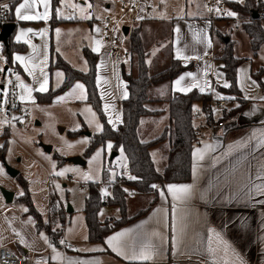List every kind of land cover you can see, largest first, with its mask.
<instances>
[{
	"label": "crops",
	"instance_id": "0c3cea01",
	"mask_svg": "<svg viewBox=\"0 0 264 264\" xmlns=\"http://www.w3.org/2000/svg\"><path fill=\"white\" fill-rule=\"evenodd\" d=\"M2 1L5 0H0V2ZM148 1L153 8V0ZM230 1L232 0H229V2ZM22 2L23 0H11L10 2V23H14L16 25V29L11 36L12 41L17 43L15 37L21 30L28 31L29 29H31L33 33H39L45 30H47L48 32V35L45 37L32 35L31 33H29V36L27 38L31 41V44L35 45L38 49L36 53L33 52L32 47L24 44L23 41L18 43L26 45L25 51L16 52L13 55V63L19 69V75L22 76L24 80H26V82L24 80L23 82L32 87L34 92L35 89L39 86L37 80H34L33 77L29 76L28 73L24 70L23 65L16 61L15 57L17 55L33 57L34 60H36V57L39 55V53H41L42 59L47 56L48 63L43 66L44 71L47 73L50 68L52 60L51 54L53 50L74 68V64H72L66 56H62L60 53H84L85 49H89L98 56L96 84L103 101V105L108 104L111 106L110 110L108 111V115L113 117V120H115L117 116H119L121 117L123 122V101L126 99L122 98L121 93L123 89L122 87L118 88L117 84L118 82L126 84L123 78V67L126 73L131 72V57L129 62L130 66H128L123 60V56L120 52L110 54L108 45L105 41V46L101 48L100 52H94L92 50L95 47L94 41L96 39L102 40L97 35L94 36V27L92 23L94 20H91L90 29H88L87 31L81 25L83 20L77 19L76 17L74 19H63L60 15L61 8L59 6L56 20H59L61 22L54 23L52 0L49 6L50 18L47 22L42 20L21 21L16 19L14 11L15 7H17L19 3ZM139 10H141L140 17H142V19L139 16H134L135 14H138L137 12ZM35 11L43 13V5H38ZM153 13L154 9L151 14H147L143 8H139L138 10L131 12L124 17L126 21H129L133 24L134 28L140 29V37L144 49L147 53H150V47L147 46V42L143 36V26H145L147 29L150 28L152 30H156L161 27V24H163V29L169 30L171 33V43L169 51L170 55L168 56L167 61L159 63L161 61L158 60V63L154 64V67H152L151 63L149 64L147 60L149 74L156 75L161 73L162 71L168 69L172 65L173 61H179L184 66H189L192 64V69L181 73L176 79H178L182 75L187 76L188 73H192L196 76L198 67H201L207 74H209L211 78V81L209 80L210 87H206L204 92H201L198 87L193 88L191 91L197 90L203 94H211L214 98H217L218 93L221 97H224L223 93L215 90V85L219 84L221 85V87H223L224 82L227 81L225 73L222 70L223 64L220 61H217V59H215L214 61H206L204 60V58H207L206 56H202V60L204 63H201V61H198V59L195 58L197 57L196 54L204 55L205 53H210V51L212 53L213 50H215L216 52V48L212 38V25L206 19V17L203 18L204 21H200L201 19L196 17L193 18V21L191 22L185 21L186 18L184 20L179 19L161 21L158 19H154V17H152ZM176 27H179L181 30L179 33V44L175 42L177 34L174 30ZM57 29H59L61 32V36L59 37V39H57L55 34ZM194 32L201 33L200 42H197V40L194 39ZM205 37L212 40L211 48L207 47V39H205ZM129 42L130 41H128V43ZM125 46L127 47V45ZM177 48H180L184 55L192 56L194 58L191 60L176 59ZM217 55L218 53H216V56ZM257 57L258 54L255 57L253 56L254 59H257ZM253 58H244L246 60L245 62H248V64L251 65L250 70L247 71L246 69L245 73L241 72V67L238 70V86L241 91L242 98L248 101V103L242 109L237 118L225 121V126L222 129H219L213 137L208 138L207 136H205L202 138L201 143L195 147L203 148L204 144L207 143L213 146L212 150H210L208 154H206L205 159L200 162H197L192 155L191 179L187 182L174 183L177 185L188 184L194 186L193 194L187 204L183 206L177 205L178 208L183 207L187 210L186 237L182 242L181 251L179 253L177 252L173 244L175 238V232L173 229V225L175 222L173 215V204H175L176 202L172 200L171 195L166 191L168 184L164 188L167 199L161 198V196L159 195L157 203L151 211H149L141 218L128 224L127 226L111 233L105 239V241L101 243H95L89 240L88 226L83 211L82 215H77L75 210L71 208L66 209V206L60 203L65 211V221L68 220L67 228H63L62 231L66 237L67 242L74 245V249L72 251H63L62 249L57 247L56 243L51 241V238L49 237L47 232H39L34 220L30 216L24 215L25 212L23 211V208L21 209V207H11L10 205L17 202L16 200L21 195H19L20 192L18 190H8L11 192L13 191L12 193L14 194V196L10 203H7L6 200L4 201V198L0 199V247H7L11 249L26 264H37L38 261L42 262V264H67V259L88 261L89 264L140 263L129 261L124 257L117 256L115 252L107 247V244L105 242L112 235L129 229H137V232L141 234L143 232L159 230V216L157 215V209L163 208L167 212L166 225L163 228V231L167 237V245L165 246L163 258H157L156 264H241V261H243V264H264V204L259 203V201L264 200V196L256 195L251 199H242L241 196L243 194L241 193L238 195V185L236 183L225 182V176L229 174V170H232V175L237 174L235 165L237 154H234L233 156L228 158H224L223 156V153L227 152L229 146H233L239 144L241 141L248 140L253 133H256L257 136H259L261 133H264V100L261 99V97H264V89L260 87L258 82L252 76V73L258 72L259 70L264 68V58L262 63L257 64V68L254 65L255 60ZM102 61L104 65L103 67H101ZM197 61L198 63L195 64ZM85 64L86 63H84V65ZM87 67L88 65H86V68ZM80 69L84 70L83 68ZM38 73L39 72H36V76L39 79L38 75L40 74ZM217 73H220L222 75L218 77ZM51 74L52 73H49L52 79ZM213 75H216L218 83L213 78ZM206 78L207 77L199 81H207ZM51 79L48 90L52 89ZM176 79H174L171 84L168 85V88H170L171 90L170 95H173L175 93H189L176 92L174 90V82ZM252 81H256V84H252ZM192 82L193 81L191 80V78H188L184 83L188 84ZM18 91L20 95L22 90H19V87ZM36 93L37 92H35L34 95L32 94L34 100H37ZM20 102L22 105H24L27 104L28 101L20 100ZM152 105H155L157 108L154 110H160L162 111V114L155 117H145L141 120V122L143 123H140V126L138 128V136L141 142H149L153 139L158 138L162 135L165 128L169 125L170 118L167 103ZM237 105V102L230 101L228 107L230 109ZM158 106L163 107L158 108ZM162 116H167V118L166 120H164V122L161 123L160 126L158 125L157 127L153 128V126L148 125V122L152 120L157 121ZM122 122H118L116 127H113L112 124L111 126L116 129L120 124H122ZM2 133L3 130L1 127L0 134ZM1 137H4L3 134L1 135ZM6 142L8 143V141ZM256 142L257 141L253 139L250 146L255 145ZM156 148H160V151L162 152V168L160 166L158 167V163H156L153 159L152 149ZM152 149L150 150V153L155 168L157 172L162 173L167 165L170 144L168 141H165L164 143H161L159 146ZM244 154H247V150H245ZM261 154L264 153H254V155L257 156ZM215 157H220V159L216 160ZM164 161H166L165 164ZM23 177L28 182L27 177ZM257 183H260V181H257ZM0 196L3 195L1 194ZM132 199L134 198H131V200ZM102 211L104 210H101V212ZM119 217L120 210L119 216L111 214L108 217L103 218L99 214V219L102 222L107 219H117ZM49 219L50 213L48 214V219H44L45 223L49 222ZM140 225H144V228L141 229ZM213 228L216 229L218 233H220L223 241L227 242V244L231 246V249L227 250V252L225 249V244L221 243L219 240L212 236L211 229ZM17 232L20 233V236L24 237L26 244L21 243L20 236L16 235ZM54 232L58 233L61 232V230L57 231L55 229ZM45 235L48 236L49 243H51L56 248V250L62 254L64 259H52L55 253L52 251V248L48 246V243H45V241L43 240L42 237ZM134 235L136 234L134 233ZM85 237H87V239H85ZM210 238L211 246L216 249L215 255L207 251ZM92 248H104L105 250L96 252L76 251V249ZM232 250H234L235 255H233ZM149 264H151V262H149Z\"/></svg>",
	"mask_w": 264,
	"mask_h": 264
},
{
	"label": "rangeland",
	"instance_id": "374dc122",
	"mask_svg": "<svg viewBox=\"0 0 264 264\" xmlns=\"http://www.w3.org/2000/svg\"><path fill=\"white\" fill-rule=\"evenodd\" d=\"M119 1L120 0H61L60 12L63 13L64 16L72 15L73 17L80 19L79 8H85L87 10L86 14H89L92 18L83 20L81 25L88 31V29H90L91 20L93 19L94 21L92 23L94 27V36H99L102 33V25L104 20L107 18H111L116 28V34L120 38L121 42L127 45L126 48L129 50V37H126L124 35L123 29L125 27H130L131 31L134 29V26L131 22L124 19V13H129V11L127 12L122 10L119 5ZM73 4L77 5L76 9H73L71 7V5ZM89 5H91V7H89ZM153 9L154 13L152 17L161 21L179 19L184 20L186 18L185 21L191 22L195 17L201 19L200 21H204L203 18L206 17V12L202 5V0H153ZM137 13L138 14H135L134 16L140 17L141 10H139ZM162 16L165 18L161 19L160 17ZM243 22H245V20L240 21L239 28L233 27L232 25L230 26L225 22L215 23L216 35H213L212 38L216 48V53L219 54L222 52V50L224 49L223 39L226 38L233 41L234 54L237 58H253L254 52L252 50L250 38L246 34L244 27H242ZM262 25L264 27V20L262 21ZM96 28H100L101 33H97L95 31ZM143 36L147 42V46L150 47V53H148L149 55L147 54L148 59H146V62L147 60L151 61V66L154 67V64L158 63V60L161 61L159 63L167 61L168 56L170 55V31L163 29V24H161V27L156 30H152L150 28L147 29L145 26H143ZM3 48L0 49V68H4L6 65L4 56L2 54ZM263 50L264 49L258 51L257 59L253 58L255 60L254 65L256 68L257 64L263 62ZM60 54L62 56H66L70 60V62L74 64L73 66L75 69L81 72H88V67L86 68V65H88V63L85 59L84 53ZM196 56L199 57L198 61H201V63H204L202 60V56H206L209 59L213 58L211 51L206 55L196 54ZM122 58L126 62V64L130 66V56ZM40 60H42L41 53H39L34 62L39 64ZM84 61L86 62L85 65ZM198 61L195 64H197ZM240 67L242 68L243 73H245L246 69L247 71L251 69V65H249L248 62H244V64ZM80 68H83L84 70ZM49 71L50 68L47 72L50 83L51 77L49 73H51V71ZM36 72H39V69H37ZM57 72L62 71L59 69H53L51 74L53 90L58 89L62 85L64 80L63 77V80L59 83V87H57ZM20 77L22 80H24L22 76ZM38 77L39 79H41L40 75H38ZM205 77H207V81H211L209 74L205 76V71L203 70V68L198 67L196 71L197 80H201ZM213 78L218 83L216 75H213ZM8 81V78H6L5 80L3 79V75L0 72V87L2 85H6ZM24 81L26 82V80ZM17 83L19 82L17 81ZM170 84V82H167L149 88V99H158L162 100V103H166V101L171 96V90L170 88H168V85ZM72 88L56 96V98L51 103H40L35 100V104H33L32 102L28 101L27 104H24V107L28 108L30 112L29 119L26 121L27 129H14L12 133L13 139H8L5 135H3L4 137H1L3 133L0 134V145H4V143L8 141L5 153V161H1L0 159V164L4 165L5 172L7 173L6 176L0 177V195L2 194L1 189L18 190L19 192H24V189L20 185L18 180L16 178H13L7 172L6 166L8 165L11 168L18 170L20 175L27 177L30 185L29 189L32 200L34 199L33 202L35 203L37 210L40 211L45 220L48 219V214L50 213L49 202L51 196H55V198L59 202H57L59 206H61L62 204L66 206V209L71 208L76 211L77 215H82V213L84 212L83 209L85 197L88 194L87 191L82 189L83 184L89 185L91 183H102L103 170L105 168L109 171L110 181H115L118 176H122V170H124L125 176L129 175L128 158L126 159V161H124L127 167H121L120 162L122 161V156L120 153V149L118 153L113 152L112 149L110 151L107 149L108 143L113 144L111 141L97 146L91 155L86 156V151L93 141V137L96 134L102 132L97 130L96 123H99L102 126L103 123L92 104H89L86 100L82 101L74 97H68V93L72 90ZM5 92L7 91H3L0 88V102H4V100H6L7 96L5 97L3 95V93ZM35 92L41 93L36 90ZM35 92L33 91L32 94L34 95ZM61 96L66 97V99L64 101H61L60 103H57V100ZM224 97L228 98L230 96L225 95ZM229 100L231 101V99ZM159 107L161 108L163 106H158V108ZM86 108H91L95 113V117H93L91 113L86 112ZM148 108L151 110L157 109L155 105H150L148 106ZM105 113L108 115V112ZM109 117L110 115H108L107 117L108 120ZM166 118L167 116H162L157 121L152 120L148 122V125L153 126V128L157 127L158 125L160 126L161 123L166 120ZM89 121H92V123H89ZM0 122L2 121L0 120ZM2 125L3 123H0V133L1 127L2 130H4ZM83 127H85V131L83 134L75 137L71 136L70 133L74 132V128L79 130ZM61 129H63V132L61 131ZM87 133H91L92 136H88ZM82 140H87V143H81ZM69 144L73 145V147H68ZM2 148H0V150ZM101 149H104V151L101 153L99 161L94 160L93 157H95L96 153ZM114 153H116L117 155L112 158ZM153 153L157 154L155 158L153 157L154 161L158 163V167H161L163 156L160 148L152 149V154ZM123 155L124 157H127L125 152ZM74 158H81L85 163L83 165L76 164L72 162V159ZM165 163L166 161H164V164ZM53 165H55V168H53ZM65 168L78 169L79 173L68 172L64 176L55 175L56 172L63 171ZM112 172L117 173L115 178L112 177ZM83 173H88L93 178L90 180H85L83 178V175H81ZM50 174L52 175V178L49 177ZM57 185H59L60 188H57ZM150 199L151 197L147 195H138L132 200L131 198H129V215L132 216L140 210L146 208L149 204ZM10 206L21 207V209L25 208V205L19 202H15ZM102 212L104 213V215L102 216L103 218H106L111 214L119 216V210L114 206H109ZM67 221L68 220L65 221V224H62L59 223V219L55 217L51 218L50 216L49 219V222L51 224L55 223L53 227L57 231H62L63 228H67ZM58 225L59 227H57Z\"/></svg>",
	"mask_w": 264,
	"mask_h": 264
},
{
	"label": "trees",
	"instance_id": "16d2710c",
	"mask_svg": "<svg viewBox=\"0 0 264 264\" xmlns=\"http://www.w3.org/2000/svg\"><path fill=\"white\" fill-rule=\"evenodd\" d=\"M60 3L61 0H52L54 23L61 22L56 20ZM229 5L238 14V18L241 21L245 20L242 27H244L246 34L250 38L253 54L256 56L258 51L264 49V27L262 25L264 17L260 16L259 8L255 5L254 0H245L243 5L230 1ZM128 37L130 41L129 51L132 70L130 73H126L123 67V78L128 86L127 91L129 95L123 101V122L116 129L108 122L107 115L103 109V101L96 84L98 56L89 49L84 50V56L88 63V72H81L73 68L53 50L50 71L52 73L53 69L61 70L64 73L63 84L56 90L51 89L47 93H36L38 102L51 103L56 96L66 92L74 84H84L87 94L86 101L93 105L103 123V131L93 137V141L86 151V156L91 155L97 146L103 145L108 141L113 143V152L118 153L121 147L124 148V152L128 158L129 175H134L139 178L136 181H131L126 176V184L136 190L137 196L147 195L151 197L148 207L137 212L135 215H129L128 192L124 191L125 188L118 185L119 176L115 181L109 180V171L105 168L103 170V182L110 184L112 191L110 206L117 207L120 210V217L117 219H107L104 222L99 219V213L101 212L100 195L93 187V183H91L87 191L88 194L85 197L83 211L88 226L89 240L95 243L104 242L111 233L127 226L152 210L159 197L158 191L151 187L152 184L158 185L160 181L166 184L187 182L191 179L193 149L201 143L203 138L196 136L194 132L196 125L194 110L198 105L203 104V108L207 113V105L213 97L211 94H203L197 90H193L187 94L175 93L171 95L166 101L170 118L168 127L165 128L162 135L158 138L149 142H141L138 136V128L141 120L145 117H155L162 114L160 110H151L148 108L152 104L162 103V100L149 99V88L167 82L171 83L181 73L192 69L193 65L184 66L179 61H173L172 65L165 71L156 75H150L146 62L148 53L144 49L140 37V29L134 28L129 32ZM223 44L224 49L218 54L216 59L223 64L222 70L231 87L225 88L215 85V90L223 93L224 96L232 97L231 101L238 103L237 106L230 109L226 108L223 111L221 120L227 121L237 118L248 103V101L242 98L238 86V70L246 60L239 59L235 56L232 40L229 39V42L226 43V38H224ZM25 50L26 45L13 42L10 37L9 47L3 48L2 51L5 64L9 67L15 66L13 63V55L16 52ZM252 76L260 87L264 89V70L261 69L258 72H254ZM212 121L213 118L210 117L208 122ZM84 131L85 127L70 134L75 137L83 134ZM165 141H168L170 144L168 161L163 172L159 173L155 168L150 150ZM7 144L5 142L4 147L0 150L1 161H5ZM16 179L24 189V195L16 200L28 209L24 215L30 216L34 220L37 230L39 232H47L51 241L57 244L60 232H54L53 224L50 222L45 223L42 214L33 203L27 180L20 174ZM57 202L58 200L55 196H51L49 202L50 216L51 218L55 217L59 219L60 223L65 224V211L62 206L58 205L59 202Z\"/></svg>",
	"mask_w": 264,
	"mask_h": 264
},
{
	"label": "snow or ice",
	"instance_id": "6c2138e0",
	"mask_svg": "<svg viewBox=\"0 0 264 264\" xmlns=\"http://www.w3.org/2000/svg\"><path fill=\"white\" fill-rule=\"evenodd\" d=\"M234 3H240L243 4L244 0H232ZM42 4L44 7L43 13H40L38 11H35L38 5ZM51 4V0H23L22 3H19L17 7H15V18L21 21H45L47 22L50 18V11L49 6ZM0 7H3L4 9H8L7 4L0 5ZM73 9L77 8V5L73 4L71 5ZM91 7V5H89ZM208 11H213V9L209 8ZM217 15H226L227 17H238V14L234 11H226L222 13L220 8L215 9ZM80 12V19L81 20H88L92 17L89 14H86L87 10L85 8H79ZM63 19H74L75 17L69 15L64 16L63 13L60 14ZM142 19V17H140ZM161 19L165 17H160ZM95 31L97 33H101L100 28H96ZM175 33L177 34L176 43L179 44V33L180 28H175ZM29 33L32 35H39L41 37H45L48 35L47 30L39 32V33H33L31 29L28 31L21 30L19 34L15 37V40L17 43L23 41L24 44L29 45L32 47L33 52L36 53L38 49L35 45L31 44V41L27 38L29 36ZM56 37L59 39L61 36V32L59 29L56 30ZM193 37L197 42H200L201 39V33L200 32H194ZM207 39V47H212V40L205 37ZM95 47L92 49L94 52L99 53L101 48L104 47V41L100 39H96L94 41ZM3 48V44H0V49ZM58 51V49H57ZM207 53H205L206 55ZM154 55V53H153ZM194 57L192 56H186L183 54L180 48L176 49V59L178 60H191ZM199 58V57H195ZM16 61H18L21 65H23L24 70L28 73L29 76L33 77L34 80H37L39 86L35 90L38 92H47L49 88V77L47 73L44 71V65L48 63L47 56L44 57V59L39 61V64L34 62L33 57H25L22 55H17L15 57ZM86 63V62H85ZM150 64L151 61H148ZM103 61L101 62V67H103ZM39 69V74L42 79H38L36 76V71ZM4 69L0 68V72H3ZM243 72V70H241ZM207 73L205 72V76ZM222 74L217 73V76L220 77ZM57 87H59V83L63 80L64 73L63 72H57ZM191 78L193 81L192 83L185 84V80ZM16 80L19 82L18 87L22 90L21 94L19 95V99L21 101H30L33 104H35V100L33 99V88L29 85L25 84L21 77L16 74ZM9 84L12 83L11 80L8 81ZM99 83V81H98ZM252 84H256V81H252ZM117 87H122L123 91L121 93V96L123 99L128 98V91H127V84L119 83L117 84ZM199 88L201 92L205 91L206 87H210L209 81H199L197 80L196 76L192 73H188L187 76H180L178 79L174 82V90L176 92H183L187 93L190 92L193 88ZM223 87L229 88L231 85L225 81L223 84ZM26 93V95H25ZM3 95L6 97L8 95L7 92L3 93ZM68 97H74L79 100H87V94L85 85L82 83H76L75 86L72 88V90L68 93ZM218 99H225V97H221L217 93ZM247 98V97H246ZM66 97L61 96L57 103H60L61 101H64ZM227 99H232V97H228ZM262 100H264V97H261ZM4 103L7 104L8 101L4 100ZM110 105L105 104L104 105V111L108 112L110 109ZM86 112L91 113L93 117H95V113L92 111L91 108H86ZM195 111L199 112L200 109L196 108ZM218 111V110H217ZM108 122L113 125V127H116L118 122H122L121 117L117 116L115 120L112 119V117H109ZM0 123H7V121H2ZM89 123H92V121H89ZM143 123V122H141ZM79 127V126H77ZM96 128L98 131H103V126L99 123H96ZM77 129H73V131H76ZM255 139L257 142L255 145L250 146L252 140ZM143 142V141H142ZM81 143H87V140H82ZM4 147L3 145H0V148ZM68 147H73V145H68ZM211 144H204L203 148L195 147L194 151L192 153L193 157L196 159L197 162L203 161L205 159L206 154L210 150H212ZM113 148V144L108 143L107 149L110 151ZM245 150H247V154L245 155ZM104 151V149H101L96 153V156L93 157L94 160L99 161L101 153ZM256 152H262L264 153V133H261L259 136H257L256 133H253L251 137H249L246 141H241L239 144L229 146L226 153H223L224 158H228L233 156L234 154H237V158L235 161L236 165V175H232V170H229V174L225 176V182L226 183H236L239 187V194H243L241 196L242 199L247 198L251 199L253 196H264V154L261 155H254ZM120 153L122 156L121 167H127L126 161L127 157H124V148H120ZM153 157L157 155L156 153L152 154ZM216 160H219L220 157H215ZM53 168H55V165H53ZM68 172H76L79 173L78 169L75 168H65L63 171L56 172L55 175L57 176H64ZM254 174V179H253ZM7 173L5 172L4 165L0 164V177L6 176ZM83 178L85 180H90L93 177L88 173H83ZM117 173L112 172V177L115 178ZM128 180L136 181L139 178L134 175H128ZM257 181H260V183H257ZM57 188H60L59 185L56 186ZM151 187L153 189H156L161 196V198L167 199L165 195V190L160 188L156 184H152ZM193 185H177V184H168L166 191L168 194L171 195V198L176 203L173 204L174 209V225L173 229L175 232V238L173 241V244L179 253L181 251L182 242L184 241L186 237V228H187V210L183 207L178 208L177 205H186L187 202L191 199V196L193 194ZM124 191H128L127 189H124ZM19 195L23 196L24 192L21 191ZM110 193L107 188L103 190V196L107 197ZM129 195H133V193H129ZM0 199H3V196H0ZM260 204H264V200L259 201ZM24 212H27L28 209L24 208ZM183 213V214H182ZM101 216L104 215L103 212L99 213ZM157 215L159 216L158 225L159 230H152L151 232H143L138 233L137 229H129L126 231L118 232L114 235H112L110 238L106 240L107 247L110 248L113 252L117 254V256L124 257L126 260L133 261V262H140V264H156L157 258L162 259L164 256V250L165 246L167 245V237L163 231V228L166 225V216L167 212L165 209L160 208L157 209ZM147 223V222H146ZM59 227V225L57 226ZM140 228L143 229L144 225H140ZM55 231V229H53ZM71 231V230H69ZM134 233L136 235H134ZM212 236L215 237L217 240H219L221 243L225 244L226 252L227 250L231 249V246L227 244V242L223 241V238L221 237L220 233L216 231V229H211ZM17 236H20V233H16ZM45 243H48V246L52 248V251L55 253V255L52 257L53 260H62L64 257L60 252L56 250V248L49 243L48 236L42 237ZM87 239V237H85ZM21 243L26 244V241L24 240L23 236H20ZM61 244H65V246H68L66 244L65 240H60ZM104 248H92V249H76V251H104ZM207 251L213 255H215L216 249H214L211 246V238L209 240V245ZM233 255H235L234 250ZM37 264H42V262L38 261ZM67 264H89L88 261H77L72 259H67ZM241 264H243V261H241Z\"/></svg>",
	"mask_w": 264,
	"mask_h": 264
},
{
	"label": "built area",
	"instance_id": "2783aa9c",
	"mask_svg": "<svg viewBox=\"0 0 264 264\" xmlns=\"http://www.w3.org/2000/svg\"><path fill=\"white\" fill-rule=\"evenodd\" d=\"M11 0H5L0 2V5L7 4L8 9H4L0 7V31L1 29L8 23H10L11 18ZM255 5L259 8L260 16L264 17V0H254ZM119 5L122 10L129 11V13L138 10L139 8H143L147 14H151L153 8L148 0H120ZM202 5L206 12V19L212 25V33L215 35V23L217 22H225L228 25H232L233 27L239 28L240 19L238 17H227L226 15H217L215 9L220 8L222 13L226 11H233V8L229 5V0H202ZM211 8L213 11H208ZM129 13H124L127 16ZM103 41H105L108 45V49L110 54H115L120 52L123 57H129L130 51L126 48L125 44H123L116 34V28L114 22L111 18H107L103 22V30L102 33L98 36ZM213 58L209 59L204 58V60L214 61L216 59L215 50L212 51ZM7 66V65H6ZM5 69V68H3ZM3 75V79L11 80L12 83H7L3 86V91H7L8 95L6 100L7 104L4 102H0V120L7 121V123H3V135L7 136L9 139H13L12 133L14 129L26 130L27 123L26 121L29 119V109L24 107L19 100V91H18V83L16 81V74H20L19 69L16 66L9 67L6 72H1ZM208 111L203 108V104L198 105L197 108L200 109L199 112L194 110V118L196 121L194 132L198 137L208 138L213 137L219 129H222L225 126V120H221V115L223 111L228 108L229 100L218 99L212 97V99L208 103ZM218 110V111H217ZM212 117L213 121L208 122V119ZM122 176H119L118 185L127 189L128 197L135 198L136 191L131 186L127 185L125 182L126 176L124 170L121 171ZM52 178V175H49ZM167 184L160 181L158 182V186L162 189L165 188ZM93 187L100 195V203L101 210H104L110 206V198L112 195L111 185L105 182L102 183H93ZM90 188V184H83L82 189L88 191ZM107 188L110 195L105 197L103 196V190ZM129 193H133V195H129ZM60 240H65L68 246L65 244H61ZM57 247L62 249L63 251H72L74 249V245L68 243L66 237L61 231L58 235L57 239ZM0 264H26L14 251L7 247H0Z\"/></svg>",
	"mask_w": 264,
	"mask_h": 264
},
{
	"label": "water",
	"instance_id": "95a60500",
	"mask_svg": "<svg viewBox=\"0 0 264 264\" xmlns=\"http://www.w3.org/2000/svg\"><path fill=\"white\" fill-rule=\"evenodd\" d=\"M255 17H257V15H255ZM16 29V25L14 23H8L6 24L0 31V43L3 44L4 48H8L9 47V39L12 36L13 32ZM130 32V28L125 27L123 29V33L124 35L127 37L129 35ZM229 42V39H226V43ZM8 70V65L5 66L4 72H6ZM1 89H3V86L0 87ZM61 131L63 132V129H61ZM88 136H92L91 133H87ZM117 154L114 153L113 157L114 158ZM72 162L76 163V164H81L83 165L85 162L83 159L81 158H74L72 159ZM7 167V172L9 173V175H11L13 178H17L19 176V171L11 168L10 166H6ZM2 194L6 200L7 203H10L13 199L14 194L11 191L5 190V189H1Z\"/></svg>",
	"mask_w": 264,
	"mask_h": 264
}]
</instances>
